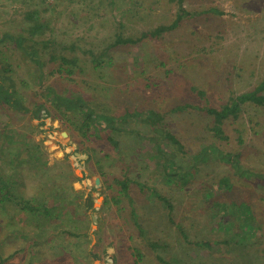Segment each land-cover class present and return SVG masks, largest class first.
I'll list each match as a JSON object with an SVG mask.
<instances>
[{
	"label": "rangeland",
	"instance_id": "rangeland-1",
	"mask_svg": "<svg viewBox=\"0 0 264 264\" xmlns=\"http://www.w3.org/2000/svg\"><path fill=\"white\" fill-rule=\"evenodd\" d=\"M181 4L194 15L183 17L171 31L106 50L116 33L138 37L159 24H170L178 1L0 0V66L9 65L7 74L29 110L14 111L0 101V134L9 128L15 132L13 147L20 149L22 157L23 136L29 146L39 144V155L32 147V159L40 158L39 165L45 160L53 168L39 167L37 185L27 177L23 188L22 165L17 191L22 197L40 192L49 197L48 204L58 202L59 211L65 203L68 213L53 221V226L77 230L81 241L90 232L84 243L91 252L84 258L79 239L67 235L65 257L58 250L49 256L43 255L47 250L40 256L32 254L34 246L23 243V235L12 234L11 229L44 236L53 228L27 220L9 205L0 210V257L18 250L21 259L17 260L23 264H100L104 247L112 240L114 247L108 249L112 264H132L133 249L142 255L139 264H164L158 256L171 264H264V106L241 103L237 117L223 121L225 139L214 135L213 118L204 111L228 104L264 80V0H182ZM33 12L34 19H28ZM35 22L42 26L30 40L28 28ZM21 36L24 43L18 44ZM32 49L36 55H31ZM104 51V62L93 63L91 53L95 57ZM50 55L76 56L77 64L64 65L71 68L67 73L65 67L58 69L60 61H51ZM47 88L53 95L80 97L96 112L120 118L116 129L105 125L103 130L117 144L112 145L104 133L100 139L92 137L91 143L83 140L54 115ZM146 110L164 119V130L176 137L174 144L143 123ZM47 112L50 115L42 120ZM67 114L74 118L72 112ZM152 136L160 138V147ZM84 152L92 159L84 170L89 176L84 183L91 186L99 177L96 188L102 187V193H91L97 208L93 215L82 211L86 190L76 183L77 198L72 190L75 182L68 185L71 176L81 175L76 158L85 159ZM203 152L208 153L206 161ZM224 153H240L237 168L220 160ZM20 158L0 154L5 173L13 172L9 160ZM171 159L176 166L168 170L180 173L191 167V175L176 173L171 183L166 182L162 163ZM177 165L183 169L178 171ZM222 178L232 183L230 188L220 189ZM116 179L130 183L127 196ZM63 184L66 190L60 191ZM215 201L228 206L221 220L229 222L241 215V203L246 202L259 228L247 238L232 240L236 228L225 230L219 222L215 226L209 221ZM164 205L172 206V224ZM98 228L100 232L91 235ZM54 234L49 240L57 247L62 236ZM150 242L159 247L150 248ZM17 260L8 258L4 264H17Z\"/></svg>",
	"mask_w": 264,
	"mask_h": 264
},
{
	"label": "trees",
	"instance_id": "trees-1",
	"mask_svg": "<svg viewBox=\"0 0 264 264\" xmlns=\"http://www.w3.org/2000/svg\"><path fill=\"white\" fill-rule=\"evenodd\" d=\"M177 1H178V8L176 11V15L170 24H159V25H157L151 29H148L146 31H142L138 37L123 36L120 33H116L114 41L106 47V50L111 48V47H116L118 45L136 44V43H138V42H140L146 38L161 37L164 33L169 32L172 29H174L177 26L179 20H181L183 17L194 15V12L190 13L182 7V4H181L182 0H177ZM208 11L209 12L210 11L215 12V10H213V9H210ZM33 15H35L34 12L27 14L28 19H32ZM41 26H42V24H39L37 22L31 24L28 28V31L30 34L28 39L32 40L34 35L39 33V29L41 28ZM19 38L20 39H18L17 43L22 44V41L24 43V37L21 36ZM105 51L97 54L95 57L91 53L93 63H97L98 65H100L102 62H104L103 56H104ZM30 53H31V55L32 54L36 55V51L34 49H32ZM49 59L51 61L58 59L60 61L58 69L65 67L67 73H71V68L64 66V65H76L77 64L76 56H72L70 58H67V57L62 56V55H50ZM35 62L39 63L38 61H35ZM9 69H10V67L8 64H6L5 66H0V73H1L0 101H1V104L6 103V105L13 107L16 111L27 113L29 110L22 103L21 98L18 95L16 88L14 86V82H12L11 79L8 80L9 83H6L4 81V77L6 76L5 73L9 72ZM2 72H3V75H2ZM263 90H264V80L261 81L258 84V86L255 87L253 90L246 92V93H243V94L235 97V99L231 98L230 101L228 102V104L222 105L218 109H215L212 107H206L204 109V111L206 112L207 115H209L213 118V125H212L211 129H212L214 135L219 137V138H223V139L226 138L223 135V129H222L223 121L229 117L236 118L237 113L240 111V104L241 103L249 101V102H251L257 106H264V94L261 93ZM47 91H48V93L52 94L51 95L52 99H50V101H51V105H52L54 115L56 117L60 118V120H62L67 126H69L71 129H73L75 132H77L83 140L91 143L92 137L100 139L103 136V133H104L103 130L106 128L105 125H108L109 129H112V130L117 128V127H115V123L118 122L120 120V118H118L114 115H111V114L96 112L94 107L85 103V101L80 97L67 98L64 96L53 95L52 89L47 88ZM38 111H39V109L36 110V114L38 113ZM68 112H72L74 114V118H69L68 114H67ZM49 115L50 114L48 112L45 113L44 116H42V120L44 117L49 116ZM135 116L137 117L138 114L135 113ZM142 121H143V123H145L146 125H148L151 128V130L154 134H156V135H159L158 133L163 134V136H161V135H159V136L164 138L170 144H174L176 142V137L173 134H171L170 132H167L164 130L165 129L164 119L162 117H160L158 114H156L154 111L146 110L145 111V118H143ZM41 123H42V121H41ZM10 129L11 128L6 129L4 131L2 130V133L0 134V140H1V142H0V144H1L0 145V154L2 156H5V158L9 157L12 154H15L16 156L21 157V158L18 159V161H16V160L10 161L9 160L8 165H10V171H13V172H6L5 173V171H6L4 169L5 166L0 164V210H2V208L3 209L7 208L9 205L16 206L17 210H18L17 212H19L20 214L23 213V216H26L27 220H29V221H35L36 220V222L40 221L41 227H45V228L47 227L48 228L51 226L53 228V233L46 234L44 236H42V235H39V236L38 235H35V236L24 235L21 233V231H19L20 228L11 229V233L15 234V235H23V243L25 241L28 243L30 242L31 245L34 246L33 247L34 249L32 248V250H34L35 252H33L32 254L40 256L41 254H43L42 251L47 250L46 254H43V255L49 256V254L51 252L58 250L60 252L59 254L64 256V257H65V254L63 251L64 250L66 251V245L64 244V242L67 243L66 237H67V235H73V237L79 239V244L77 246H79V248H81V249L83 248L84 258H85V255L91 256V254H90L91 252L89 253V250L86 248L87 245L84 243V241L86 240V237L88 236V234L90 232H88L86 230L87 231L86 237L83 238L81 241L80 238H82V237L79 236V233L77 232V230L76 231L67 230V229L62 230L59 227V225H57V224L55 226H53V224H54L53 221H56L60 216L65 215L66 212L68 213L69 210L67 211V208L64 206V205H66L65 203H63L64 205L62 204V210L59 211L58 210V207H60L59 203L54 202L52 204H48L46 202V198L49 199V197H44L43 194L40 192L31 193L29 195L23 194V197H22V195H19V192L17 191V188H18L17 185L19 184L20 178L17 176V172H18L19 168L20 169L22 168V165H23V188H25L24 181L26 180L27 177H32V179L35 181L34 183L36 186L38 183L37 175L39 173V170L41 168H45V170L46 169L49 170V169H53V168L47 167L45 160L41 161V164L39 165L40 162H38V161L40 160V158L38 161H34L32 159L33 158L32 147L35 148V151L39 155L40 146H39V144H34L33 146H29V142L27 141V139H25L24 136H23V157L20 156L19 155L20 149L13 147L14 140L12 138H13V135L15 132L12 129L11 130ZM7 130L9 133L7 132ZM105 137L107 138V140L109 142H111L112 145L117 144V142L111 136L105 134ZM15 139L18 142L20 140V137L15 138ZM151 139H152V141H154V143H155V145H157V147L158 146L160 147V144H159L160 138H158L157 136H155V137L152 136ZM157 149L159 150L160 148H157ZM158 150H157V152L162 154L161 149H160V151H158ZM12 151H13V153H12ZM76 152L77 151H75V153ZM220 152H222V151H220ZM203 153H205L203 156L205 159H202V160L206 161V159L208 158L207 157L208 153H206V152H203ZM84 154L86 155L85 159L81 158V157L76 158L77 166L82 168V170H81L82 176L81 177H79L77 175L71 176L72 181H70L68 185L72 184L73 182L88 179L89 176L86 173H84V170L88 166L89 162L92 161V159L90 157V154H88V152H84ZM34 157L37 158L36 155ZM239 157H240V153H234V154L224 153V154H221V157L219 156L221 161L229 163V165H231V167H233V168L238 167ZM0 160H2V159H0ZM171 160L172 161H169L168 163H166V161H165V164L162 163V172L164 174V178H166V182H168V183H171L172 177L177 173L176 170H173V169H172V171L170 169L168 170L169 167L174 168L173 166H176L175 162H173V159H171ZM11 162H13V165H11ZM160 162H162V161L160 160ZM39 167H41V168H39ZM95 167H96L95 170L97 172H99L101 170V167L98 165V163L96 164ZM182 167L183 166H181V165H177L176 169L178 171H180L181 169H183ZM198 168H199V166H197V169ZM186 169H183L184 170L183 172H180L177 174H179V176H180V174H186V175L190 176L191 174L189 172V169H191V167H189L188 171ZM178 178H180V177H178ZM46 179H48L47 176H46ZM6 183L8 185H6ZM115 183L121 187V190H124V194L126 195L127 191H129V184L130 183L126 180L122 181V180H117V179L115 180ZM64 184L61 186L60 191L66 190V189H64L66 187H63V186H66L67 184L66 185H64ZM231 184L232 183L229 182L226 178H222L219 180L218 185H219V187H221L220 189H222V187L223 188H228V187L230 188ZM88 187H89V191L87 192V195L85 197L84 206L82 208V211H83V214H85V215L89 212H91L93 215V214H96L97 208L93 204V198H92L91 193L96 191V190H98V191H100V193H102L101 192L102 187H100V189H98L94 186V184H92L91 186H88ZM72 190H73V188H72ZM72 190H71V192H72ZM73 191L76 193V197L78 198L80 196L79 193L75 190H73ZM57 193H58V191H54V193H52V194L56 195ZM211 195H210V197H211ZM64 196H66V195L64 194ZM64 196H61V197L65 198ZM157 197H158V199L162 200L163 202H166L165 198L163 199V197H161L160 195H158ZM116 198H118V197H116ZM112 200L114 203L119 202V199L112 198ZM59 202L61 204V201H59ZM70 202H68V204H70ZM11 203H13V204H11ZM241 204H243V205H241L242 209H240L241 215H239L238 218L236 216H234L235 221H233V219H231L230 222L227 219L225 221L221 220V217L224 215V212L227 211L226 207H228V206H226L225 203L220 202V201L213 202L214 210L211 212L210 215H208L209 221H211V224L214 223L215 226H217V222H219L220 226L222 228H224L225 230H230L232 228L233 229L236 228L234 230V233L232 234V240L238 239L239 236L247 238L251 234L255 233V231L259 228V224L255 220V217L252 215L249 205H247L246 202H243ZM164 206L167 208L166 216H168V214H169L168 220H170L171 224H172L174 222V220L171 217V210H172L171 207L172 206L171 205H167V206L164 205ZM235 206H234V209H235ZM168 209H169V211H168ZM70 214L71 213H69L68 215L70 216ZM76 215L78 216V213H76ZM134 221H135V219H134ZM140 231L142 232V230H140ZM98 232H100V228L91 231V235L95 236L98 234ZM54 233L56 235L60 234L62 236V239H61V241H59V244H57V247L54 246V243H55L54 241L49 240V238L52 239V234H54ZM179 233L185 239L186 235L181 228H179ZM31 237H33V239H30ZM26 242H25V244H26ZM113 244H114V242L112 240H109L107 242V244L105 245L104 250H103L104 257L101 260L100 264H112V261L114 260V258L108 253V249L113 248L114 247ZM149 246H150V248H152L154 250L159 247V245L156 242H150ZM23 249H24V246L22 247L21 250H23ZM109 255H110V258H109ZM88 256H86V257H88ZM132 256L134 258L132 264H139V262L142 260V255H141L140 251L137 249L132 250ZM7 257L9 259L17 260V257H20V256H19V253L17 250L14 254L8 255L4 258L0 257V264H4L5 262H7L8 261ZM157 258H158V261L161 263L171 264L169 262H165L159 256ZM20 259H21V257H20ZM49 260H50V258L48 259V262H49ZM8 264H13V263H8ZM17 264H23V261L19 262L17 260Z\"/></svg>",
	"mask_w": 264,
	"mask_h": 264
},
{
	"label": "crops",
	"instance_id": "crops-1",
	"mask_svg": "<svg viewBox=\"0 0 264 264\" xmlns=\"http://www.w3.org/2000/svg\"><path fill=\"white\" fill-rule=\"evenodd\" d=\"M8 73V72H7ZM7 73H5L6 74V76L4 77V81L7 83V82H9L8 80H10L11 79V77H9V75L7 74ZM2 75H3V72H2ZM0 78H1V73H0ZM12 80V79H11ZM3 105L5 106V107H7V108H9V109H11V110H14V111H16L13 107H11V106H9V105H6V103H3ZM82 176V172H81V175H80V177ZM87 181H88V179H87ZM79 182H81V185L82 186H80V183ZM76 183L79 185V187H80V189H84V190H86V193H85V197H86V195H87V192L89 191V187H88V183L86 182V180H85V183H84V180H81V181H77V182H75L74 183V185H73V189L74 190H77L78 188L76 187Z\"/></svg>",
	"mask_w": 264,
	"mask_h": 264
},
{
	"label": "water",
	"instance_id": "water-1",
	"mask_svg": "<svg viewBox=\"0 0 264 264\" xmlns=\"http://www.w3.org/2000/svg\"><path fill=\"white\" fill-rule=\"evenodd\" d=\"M63 133H65V132H63ZM76 155H78V154H76ZM99 177H96L95 179H94V185H95V187H97V184L99 183Z\"/></svg>",
	"mask_w": 264,
	"mask_h": 264
}]
</instances>
